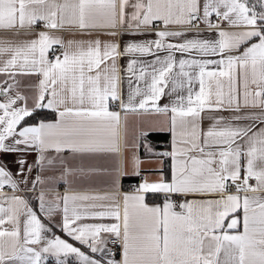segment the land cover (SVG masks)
Listing matches in <instances>:
<instances>
[{"label":"snow or ice","instance_id":"snow-or-ice-1","mask_svg":"<svg viewBox=\"0 0 264 264\" xmlns=\"http://www.w3.org/2000/svg\"><path fill=\"white\" fill-rule=\"evenodd\" d=\"M0 30L34 37L0 39V264H44L48 255L66 264L69 254L80 264H264V0H0ZM73 30L92 38L55 35ZM122 33L156 39L121 44ZM129 55L123 92L119 61ZM32 74L42 78L26 94L17 77ZM113 104L125 114L123 153ZM206 109L231 115L205 131ZM128 113L141 117L131 156ZM166 132L172 151L157 152L150 136ZM141 147L171 158L170 173L144 176L153 170L142 168ZM110 155L118 164L107 173L95 161ZM102 173L113 188L104 195L49 199L41 190L34 209L17 194ZM121 176L140 178L132 193L121 196ZM106 218L115 222H84Z\"/></svg>","mask_w":264,"mask_h":264},{"label":"crops","instance_id":"crops-1","mask_svg":"<svg viewBox=\"0 0 264 264\" xmlns=\"http://www.w3.org/2000/svg\"><path fill=\"white\" fill-rule=\"evenodd\" d=\"M130 2H135V0H130ZM129 13L132 11L131 8L126 9ZM215 20V16L212 18ZM201 29H204V25L199 26ZM55 35L62 36L66 41L67 40H72V39H91L92 37H89L87 35H81L73 30V32H57ZM94 35H99V38L102 40H106L109 37L103 34H94ZM195 35L194 32L189 31L187 33V38H192ZM202 38H216V33H210L207 30L202 31L201 33ZM34 37L31 36H25V35H15L13 32L9 31H4L0 30V39H5V40H10L12 42H18L22 41L25 39H31ZM156 39L155 34H147L144 36H131V35H125L121 34L118 36V40L123 44L125 41L129 40H153ZM172 42H177V38H174ZM164 53H161L163 55ZM177 58H190L188 54H181L179 52L176 53ZM131 58V55L122 57L119 61L120 64V69H121V89L123 92L127 91V84L126 80L124 79L125 77V66L128 61V59ZM216 58V57H213ZM49 59L50 58V53H49ZM146 61H151L153 58L151 56H145L143 57ZM42 76L39 74H32V75H20L17 77V79L20 80L21 85H22V90L26 94H30V90L27 86L29 85H35L38 84L39 79H41ZM0 79H6L4 76H0ZM171 86V85H169ZM211 87L213 88V91L216 90L215 82H212ZM195 90H199V84L198 82L195 84ZM224 90L227 91V82H224ZM166 92L168 89L166 88ZM169 102V97L165 96L160 103L161 104H167ZM110 110L113 111H119L121 113V152L123 153L124 151V131H123V118H124V112L121 110V108L118 105H110ZM170 115V114H169ZM204 119L202 120L201 127L203 130H207L209 127L213 126L214 124V117L216 116H224V117H229L231 115L230 112L228 111H220V112H215V111H210V110H205L204 113H202ZM145 119H158L165 124L167 123L168 116H158L156 114H152L151 116L145 114L144 116ZM140 115L138 113H128V132H127V139H128V154L131 156L133 152V143H134V137L136 135V129L137 126L140 122ZM223 126V125H221ZM171 141H172V134L169 133V143L166 149V151H172V146H171ZM153 143V142H152ZM154 144V143H153ZM140 148L136 149L137 155L140 156V158L144 161L142 164L143 169H151L153 171H144L142 174L144 176H147L149 178H152L156 175H159L160 173L158 171H155L156 169L163 168L164 174L168 175L171 170V165H172V160L171 158H168V168L165 169V158L158 157V156H149V155H141L140 154ZM162 149V148H160ZM160 149H157V152H160ZM7 159H12V157H8ZM29 159H34V154L33 156H30ZM98 167L102 169H106L107 173H112L113 170L117 167L118 164V158L115 155H110L107 157L100 158L95 161ZM129 171H131V167L129 166ZM33 175H36V173H33ZM47 175H52V173H47ZM140 182L139 177H125L121 176L120 181H119V191L121 196H123L124 193H132L134 191L135 186ZM254 183V181H252ZM43 190L46 193H48V198L51 199L54 194H59L60 196H63L65 193H73V194H79V195H104L106 193H110L113 191V188L110 183V176L108 174H100L91 180H73V179H65L63 181L57 180L53 184H49L43 188L40 186H37L35 190L29 191V190H24L23 192H18L17 194L19 195H24L25 199L28 200L29 205L36 209L38 208V194L39 192ZM4 191L6 193L11 194V189L10 188H5ZM155 199L148 200L147 202L151 205L153 203L155 204H160L162 203L161 197L160 196H153ZM122 204V201H121ZM62 211V208H61ZM38 215H41V219L43 220L44 223H48V221L44 218V216L40 213ZM57 222L61 219L59 215H57L54 218ZM23 220V217H22ZM84 222L86 223H98V222H103V223H114L115 221L110 218H106L104 220H97V219H87ZM51 226V225H49ZM52 231L60 236L63 239L69 240V242L73 243L74 246L80 247L82 251H85L86 254H90V250L87 248L86 245H81L79 242L74 241L72 238L68 237L65 232H63L59 227H55L52 229ZM242 231V228H241ZM119 252V251H118ZM96 258H99V253L95 254ZM62 259L66 260V264H80V261L78 257L75 256V254H69L66 258L61 257ZM117 259H119V255H117ZM49 260V262H47ZM44 264H57V258L53 255H48L47 258L44 260Z\"/></svg>","mask_w":264,"mask_h":264},{"label":"trees","instance_id":"trees-1","mask_svg":"<svg viewBox=\"0 0 264 264\" xmlns=\"http://www.w3.org/2000/svg\"><path fill=\"white\" fill-rule=\"evenodd\" d=\"M48 111L49 110H45V114H47ZM150 139L154 143V145H156L155 150L160 149V148L166 149L169 143V133L167 132L166 133H153L151 134ZM139 150H140L141 155H147L142 147ZM164 168L165 169L168 168V158H165ZM147 199L152 200V199H155V197L149 196ZM47 262H49V260Z\"/></svg>","mask_w":264,"mask_h":264},{"label":"built area","instance_id":"built-area-1","mask_svg":"<svg viewBox=\"0 0 264 264\" xmlns=\"http://www.w3.org/2000/svg\"><path fill=\"white\" fill-rule=\"evenodd\" d=\"M50 58H51V53H50ZM110 249H112L113 252L118 253L119 249L115 247V243L109 244L108 246Z\"/></svg>","mask_w":264,"mask_h":264},{"label":"water","instance_id":"water-1","mask_svg":"<svg viewBox=\"0 0 264 264\" xmlns=\"http://www.w3.org/2000/svg\"><path fill=\"white\" fill-rule=\"evenodd\" d=\"M164 151H166V150L160 149V152H164Z\"/></svg>","mask_w":264,"mask_h":264}]
</instances>
